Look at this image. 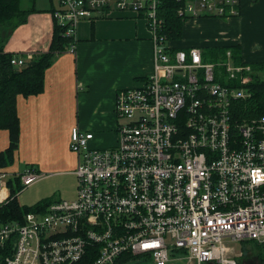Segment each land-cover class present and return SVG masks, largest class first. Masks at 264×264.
Here are the masks:
<instances>
[{
    "label": "built area",
    "instance_id": "built-area-1",
    "mask_svg": "<svg viewBox=\"0 0 264 264\" xmlns=\"http://www.w3.org/2000/svg\"><path fill=\"white\" fill-rule=\"evenodd\" d=\"M183 1L178 13L189 19L240 12V0ZM160 4L59 0L54 18L74 39L81 20L98 12L144 18L153 71L118 91L116 144L92 146L93 130L71 128L74 197L29 211L22 222L0 216V264H240L226 239L264 250V114L240 118L235 110L251 97L252 66L236 63L230 49L216 62L200 47L171 51ZM31 58L14 55L11 63ZM39 177L27 168L21 182ZM9 191L1 184L0 205Z\"/></svg>",
    "mask_w": 264,
    "mask_h": 264
},
{
    "label": "crops",
    "instance_id": "crops-1",
    "mask_svg": "<svg viewBox=\"0 0 264 264\" xmlns=\"http://www.w3.org/2000/svg\"><path fill=\"white\" fill-rule=\"evenodd\" d=\"M34 1L38 10L13 31L6 52L35 56L49 50L59 0ZM235 44L240 45L244 61L264 64V0H240L236 16L189 19L183 39L177 41L181 47ZM152 71L153 42L144 18L112 11L81 20L75 51L67 49L56 56L46 71L44 90L17 98L21 137L9 173L32 166L42 178L76 174L78 157L70 149L71 128L93 130L92 146L116 144L117 93L140 85ZM8 145L9 131L0 129V151Z\"/></svg>",
    "mask_w": 264,
    "mask_h": 264
},
{
    "label": "trees",
    "instance_id": "trees-1",
    "mask_svg": "<svg viewBox=\"0 0 264 264\" xmlns=\"http://www.w3.org/2000/svg\"><path fill=\"white\" fill-rule=\"evenodd\" d=\"M183 3V0H161L159 7L160 15L164 18L162 32L166 34L171 43V51L199 47H181L175 43L183 38L184 25L189 20L187 16L178 13V9ZM37 10L34 0L29 5L26 4V0H0V129L9 131V145L0 151V187L1 171L13 165L15 152L20 143L21 123L17 110L18 96L28 97L41 93L45 88L47 69L60 52L67 50L73 42H76V39L65 34L64 28L55 20L53 39L49 50L33 56L22 66L13 65L11 59L14 54L4 50L5 44L13 31L19 25L25 23L29 15ZM200 48H202L205 61L216 62L220 58L223 59L227 50L230 49L236 63H245L252 66V80L248 83L251 97L239 100L235 110L240 118L264 114V64L244 61L240 45ZM27 168L36 171L34 167L27 166L6 181L10 188V195L8 200L0 205V216L5 220H19L22 222L27 212L45 210L50 203L55 201L43 199L28 207L20 205L17 193L24 188L21 175ZM244 241L253 243L261 250L263 254L261 257L262 264H264V250L262 247L252 240ZM89 250L91 251L93 248L90 247Z\"/></svg>",
    "mask_w": 264,
    "mask_h": 264
},
{
    "label": "rangeland",
    "instance_id": "rangeland-1",
    "mask_svg": "<svg viewBox=\"0 0 264 264\" xmlns=\"http://www.w3.org/2000/svg\"><path fill=\"white\" fill-rule=\"evenodd\" d=\"M38 4V3H36ZM191 33L197 34V30H192ZM183 39V38H182ZM181 39V40H182ZM185 39V38H184ZM180 41V40H179ZM177 44V42H175ZM12 166V165H11ZM1 171V184H4L10 177L14 175L10 167ZM77 167V166H76ZM7 170V171H5ZM76 170V169H75ZM42 175V174H41ZM77 174L45 176L35 180L32 185L24 187L17 194V199L21 206L28 207L34 205L36 202L43 199L58 200L65 197H72L78 187ZM227 243L235 249L238 254L239 262L241 264H262V252L253 243L248 241H235L233 239H226ZM140 260V259H138ZM134 264H152L151 262H134Z\"/></svg>",
    "mask_w": 264,
    "mask_h": 264
},
{
    "label": "bare ground",
    "instance_id": "bare-ground-1",
    "mask_svg": "<svg viewBox=\"0 0 264 264\" xmlns=\"http://www.w3.org/2000/svg\"><path fill=\"white\" fill-rule=\"evenodd\" d=\"M1 194L4 195V194H5V190H3V191L1 192Z\"/></svg>",
    "mask_w": 264,
    "mask_h": 264
}]
</instances>
